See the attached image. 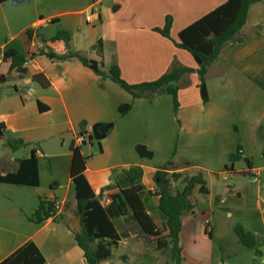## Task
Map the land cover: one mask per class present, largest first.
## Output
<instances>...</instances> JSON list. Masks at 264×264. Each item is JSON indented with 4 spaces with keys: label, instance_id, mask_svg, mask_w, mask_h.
<instances>
[{
    "label": "crops",
    "instance_id": "crops-1",
    "mask_svg": "<svg viewBox=\"0 0 264 264\" xmlns=\"http://www.w3.org/2000/svg\"><path fill=\"white\" fill-rule=\"evenodd\" d=\"M10 1L0 5V123H4L7 130L0 145L7 152H12L8 141H22L25 147L12 152L21 151V156L13 161V169H5L1 176L15 172L18 169L17 161L29 159L34 152L38 160L39 186L30 188L35 189L38 207L39 199L45 198L56 199L59 208L54 218L40 225L27 216L26 225L18 231L13 230L12 225L10 228L0 226V263L32 241L41 250L46 264H86L84 253L75 240V234L81 233V226L76 223L77 201L70 176V146L80 134L93 135L95 126L99 125L97 135L101 138L94 140L100 153L92 152L93 141L81 148L82 155L87 159L84 175L95 195L107 207L111 204V198L120 191L143 185L142 200L151 216L146 203L154 192L153 176L160 168L128 162V158L132 161L135 157L127 148L132 144L137 148L143 143L140 140L132 142L128 130L145 119H149L151 126L157 119H162L163 101L165 113L175 114L176 123L182 130L216 132L220 127L217 121L231 115L229 112L237 106L240 107L241 120L246 122L251 132L264 131V0L250 7L241 30L243 42L227 44L219 59L209 67L206 76L208 103L202 102L197 73L185 74L178 82V85H184V89L178 90L177 112L174 111L172 96L164 95V92L134 99L121 87L118 89L109 78L97 76L78 60L65 59L69 48L86 53L89 59L101 63L105 73L116 62L122 78L131 85L154 82L171 71L175 64L196 71L198 65L195 59L178 48L175 42H179L181 31L225 4L226 0H111L114 14L106 20H102V10L95 12L91 5L85 10L51 15L47 20L55 22L48 26L41 25V18L32 20L30 24L27 23L28 16H13V12L7 9ZM14 1L20 3L16 6L23 3L12 0L11 4ZM104 1L98 0L95 4ZM92 12V22L87 23L86 18L81 22L80 16ZM167 17L173 20L172 40L155 32L156 28L165 26ZM29 30V35H26ZM60 31L70 33L68 44L53 41ZM10 50L25 56L26 62L21 70L26 72L9 70L4 55ZM41 51L51 52L64 60H50ZM39 73L50 80V88L43 89L32 80ZM187 85L191 88L186 89ZM215 92L218 94H213ZM226 92L232 95H225L223 100H219L218 96ZM39 103L49 110L41 111ZM124 104L130 105V110L121 116L119 107ZM224 115L226 117H222ZM84 146L87 152L83 150ZM146 148L151 151L149 144H146ZM98 155L108 156L114 166H100L95 161ZM231 156H234V160H240L241 155L237 153ZM46 163L52 164L47 173L44 172ZM123 167L131 170L125 172ZM225 169L226 172L235 171L233 164L230 168L226 165ZM43 178L48 184L45 190L42 187ZM207 188L211 194V189ZM260 188L261 200L264 186ZM152 197L158 208V198ZM9 218L13 220L14 215ZM194 222L196 229L200 220ZM136 233L140 235L135 226H129L128 238L122 239L120 244L138 236ZM194 235L195 231L191 239ZM109 261L103 263L110 264Z\"/></svg>",
    "mask_w": 264,
    "mask_h": 264
},
{
    "label": "rangeland",
    "instance_id": "rangeland-1",
    "mask_svg": "<svg viewBox=\"0 0 264 264\" xmlns=\"http://www.w3.org/2000/svg\"><path fill=\"white\" fill-rule=\"evenodd\" d=\"M11 1L7 6L8 11L13 12V16L16 14L28 16L27 23L30 22V24L32 20L39 18L47 20L51 15L64 11L85 10L91 5L95 12L102 10V20L114 14V7L110 5L111 0L97 4L95 2L98 0H21L23 3L19 6L11 4ZM88 14L80 16L81 22H84ZM95 14L97 16V13ZM173 85V87H179V90L184 89V85L178 86L176 83ZM115 86L121 89L118 85L115 84ZM190 88L191 86H186V89ZM225 95H232V93L226 92L219 95L218 99L223 100ZM239 108L234 107L229 112L231 115L227 117L224 115L222 117L226 118H220L217 121L220 127L216 132L199 129L188 131L182 130L176 123L175 114L172 116L169 112L165 113L167 111L163 101L162 119H157L152 126L149 119H145L140 121V124H133L135 126L128 130L132 142L140 140L143 142L141 145L145 147L149 144L150 152L154 154L151 159L141 158L136 152V146L132 144L133 147L130 146L127 149L135 158L134 161L128 158V162L137 163L139 166L147 165L151 168H162L172 163L169 168H176L174 169L176 173L181 175L177 181H172L171 189L174 194L182 190L194 176H201L212 191L211 194L204 195L197 187L190 197L194 209L192 212H187L183 218L182 242L189 258V262L184 264H264V198L261 200L259 198L260 187L264 186V131L251 132L246 122L241 120L242 114ZM92 146L93 153H100L95 140ZM239 147L243 155L240 153V160H234L231 155H236ZM83 150L87 152V147L84 146ZM20 156L21 151L7 152L6 148L0 145V175H3L7 168L13 169V161ZM95 161L105 168L114 166V162L108 156L98 155ZM247 161L251 164V168ZM232 164L235 171L226 172L225 166L230 168ZM51 166L52 164H44V172H49ZM123 170L127 172L131 168L123 167ZM58 173L61 175V170ZM47 185V180L43 178V190L48 189ZM97 192L100 191L97 190ZM154 201H156L155 198L149 196L146 205L151 210L158 228L163 231L166 217L158 212L157 202ZM37 207L38 198H36L35 189L0 184V226L10 228L12 225L13 230H20L26 225L27 216L31 218ZM12 214L13 220L9 218ZM77 218L76 215V223L79 224ZM199 220L201 223L212 225L213 228L212 254L209 263L205 259L190 256V239L195 231L194 221ZM123 221L130 223H123ZM113 222L123 240L128 238V228L131 225L136 227L140 235L136 233L138 236H134L114 249L110 264H174L169 251H158L156 242L140 232L137 223H133L130 213L114 218ZM237 224L255 234L258 242L256 249L242 246L234 233V227Z\"/></svg>",
    "mask_w": 264,
    "mask_h": 264
},
{
    "label": "trees",
    "instance_id": "trees-1",
    "mask_svg": "<svg viewBox=\"0 0 264 264\" xmlns=\"http://www.w3.org/2000/svg\"><path fill=\"white\" fill-rule=\"evenodd\" d=\"M8 1L0 0V5ZM260 1L262 0H226L225 4L179 33V42H175V44L178 48L192 55L198 65L196 71L175 64L171 71L154 82L131 85L122 78L121 70L116 62L112 63L108 73H105L103 65L89 59L86 53L69 48L68 56L65 59L78 60L97 76L109 78L124 91L131 94L134 99L143 98L152 93L164 92L172 96L175 112L179 109V87H173L171 84H178L185 74L196 72L199 78V91L202 102L207 104L209 96L206 76L209 67L219 59L222 49L227 44L243 42L241 30L247 21L249 9L254 3ZM54 22L55 20H51V24ZM172 23V18L167 17L165 26L156 28L155 32L172 40ZM29 33L30 30L25 34L29 35ZM70 37V33L60 31L53 38V41L60 40L68 44ZM41 54L50 60H64V58L57 57L48 51H41ZM4 61L9 65L10 71L19 70L23 73L26 72L21 70V67L26 62L23 54L14 50L7 51L4 55ZM32 80L37 82L43 89L51 87L50 80L43 73L34 75ZM39 108L41 111L49 110L48 107L41 103H39ZM129 110L130 105H121L119 114L124 116ZM6 132L5 124L0 123V141ZM90 139L91 142L94 140L93 135L90 136ZM8 146L12 152H16L25 147V144L22 141H8ZM81 148L82 146L75 145V141L71 143L70 176L74 184L77 216L81 226V233L75 234V240L84 253L85 263L101 264L111 259L113 250L118 248L123 239L113 219L123 217L126 213H130L132 221L137 223L140 232L145 237L156 242L158 251H169L174 264L189 262L182 242V219L187 212H192L194 209L190 197L197 187H199L201 194H209L206 181L201 176H194L182 190H178L174 194L171 189L172 181H177L181 175L169 168L172 163H168L156 171L153 176L155 188L152 196L158 198V210L166 217L162 231L146 210L142 200V194L145 190L143 185L131 186L120 191L118 195L111 198V204L107 207L101 203L84 175L87 159L82 155ZM240 151L241 147L238 149V155H241ZM17 162L18 169L15 172L8 173L5 176L0 175V184L19 187L39 186L38 160L34 152L29 159L18 160ZM247 163L251 168L249 161ZM39 202V207L30 218L32 222L38 225L54 218L57 214L56 199L40 198ZM234 233L242 246L249 249L257 248L258 242L255 236L251 232L246 231L240 224L234 227ZM212 244V225L197 222L195 235L190 242V256L205 259L209 263L212 254ZM0 264H46V260L38 246L34 242L29 241Z\"/></svg>",
    "mask_w": 264,
    "mask_h": 264
},
{
    "label": "built area",
    "instance_id": "built-area-1",
    "mask_svg": "<svg viewBox=\"0 0 264 264\" xmlns=\"http://www.w3.org/2000/svg\"><path fill=\"white\" fill-rule=\"evenodd\" d=\"M93 17H94V13L93 12L91 14H88L87 17H86L87 23L92 22ZM50 24H51V20H42L41 21V25L42 26H48ZM90 136L91 135H86V134L78 135L75 138V140H74L75 141V145L76 146H83V145H86V144H90L91 143ZM58 208H59L58 205H56V209H58Z\"/></svg>",
    "mask_w": 264,
    "mask_h": 264
},
{
    "label": "water",
    "instance_id": "water-1",
    "mask_svg": "<svg viewBox=\"0 0 264 264\" xmlns=\"http://www.w3.org/2000/svg\"><path fill=\"white\" fill-rule=\"evenodd\" d=\"M17 4H20V3H17V2H14V5H17ZM99 125L95 126L94 127V130H93V137L94 139L96 140H99L101 137L99 135H97V129H98ZM136 152L138 153V155L141 157V158H147V159H151L153 157V153L150 152L145 146L143 145H139L137 148H136ZM232 159L234 158V156H231ZM239 159V158H237ZM263 198H264V192H263Z\"/></svg>",
    "mask_w": 264,
    "mask_h": 264
}]
</instances>
